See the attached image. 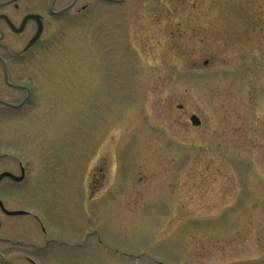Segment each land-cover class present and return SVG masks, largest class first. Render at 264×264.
Wrapping results in <instances>:
<instances>
[{
  "label": "rangeland",
  "instance_id": "1",
  "mask_svg": "<svg viewBox=\"0 0 264 264\" xmlns=\"http://www.w3.org/2000/svg\"><path fill=\"white\" fill-rule=\"evenodd\" d=\"M47 20L6 63L36 102L1 122L0 173L28 166L0 187L29 214L0 213L5 260L264 264V0H79Z\"/></svg>",
  "mask_w": 264,
  "mask_h": 264
},
{
  "label": "flooded vegetation",
  "instance_id": "2",
  "mask_svg": "<svg viewBox=\"0 0 264 264\" xmlns=\"http://www.w3.org/2000/svg\"><path fill=\"white\" fill-rule=\"evenodd\" d=\"M25 1L30 2V5L33 7L31 8L24 7L25 10H28V9L29 10L27 11V13H25L21 17V19L19 20L17 24H14L6 15L0 14V21L5 24L6 28L13 35L15 36L26 35L27 36V41L20 48L19 53L16 52L15 54H12L9 51H7L9 56L5 57L2 55V52H1V49L3 46L2 42L5 39L4 37L5 35H4V32L1 31L0 29V128H1V122L5 116L13 117L15 116L16 113H20V112L23 113L26 111L28 107L33 106L36 102V98L34 95V91H35L34 88H31L24 84L23 77H22L24 75V70L7 66L6 63H9V60L24 59L25 56L29 54V52H31L44 38L45 36L44 34H45L46 27L48 24L47 19L52 18V19L59 20L60 18L69 16L70 12L78 5V2H79V0H70L69 2H67V0H9L7 2L0 3V9L4 7L12 6L13 9L17 11L20 9V7L23 4H27V3H24ZM97 1L105 6H113L119 2H123V0H97ZM87 7L88 6L86 4L79 6L77 12L78 13L83 12L87 9ZM30 16H33V18L28 19L25 22L20 33H16L15 31L22 26L24 20ZM39 28H41L40 36L30 47H28V45L31 43V41L37 34ZM41 74L43 76L46 75L45 72ZM43 79H45V76L43 77ZM38 86H35V87H38ZM6 89L10 90L11 92V95L13 96L11 99L3 98V92ZM7 114H10V115H7ZM16 164H17V167L19 168L20 176H23V179L21 180V182H15L9 178H4L0 181V187L4 180L10 181L13 186L21 185V184L23 185V183L26 182V172L25 171L28 169V166H24L23 163L20 161L17 162ZM1 174L3 173L1 172L0 175ZM5 211L6 212H19L21 210L8 211L4 209L3 205L0 206V213L6 218L14 219V218H28L29 217V214L25 211H21L25 213L24 215L17 216V217L7 216L5 214ZM1 230H2V223L0 221V231ZM42 233L44 234L45 232L43 231ZM0 242L9 243L11 241L4 237H0ZM44 250H45L44 248L37 249V251H44ZM4 257H5L4 254L0 252V264H12L9 260L8 261L5 260ZM31 258H33V256ZM24 261L27 262L28 264H35L34 261H32V259H30L28 255L26 256Z\"/></svg>",
  "mask_w": 264,
  "mask_h": 264
},
{
  "label": "water",
  "instance_id": "3",
  "mask_svg": "<svg viewBox=\"0 0 264 264\" xmlns=\"http://www.w3.org/2000/svg\"><path fill=\"white\" fill-rule=\"evenodd\" d=\"M32 18H33V16L27 17V18L24 20L22 26H21L19 29H17L15 32H16V33H20L21 30H22L23 25L25 24V22H26L28 19H32ZM11 27H12V26H11ZM40 32H41V28H39L37 34L35 35V37H34L33 40L31 41V43L28 45V47H30V46H31V45H32V44L38 39V37L40 36ZM190 121H191L192 125H194V126H198V125H199V121H198V119H197L196 117H191ZM4 178H9V179H11V180H13V181H15V182H21V180L23 179V176L16 177V176H14V175H12V174H10V173H3V174L0 175V181H1L2 179H4ZM0 206H2L1 202H0ZM5 214H6L7 216H10V217H17V216L24 215L25 213H24V212H6V211H5Z\"/></svg>",
  "mask_w": 264,
  "mask_h": 264
}]
</instances>
